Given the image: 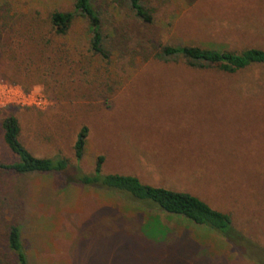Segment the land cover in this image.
<instances>
[{
  "label": "rangeland",
  "instance_id": "rangeland-1",
  "mask_svg": "<svg viewBox=\"0 0 264 264\" xmlns=\"http://www.w3.org/2000/svg\"><path fill=\"white\" fill-rule=\"evenodd\" d=\"M142 1L151 23L111 0L92 1L102 58L90 50L86 20L75 17L62 37L41 22L72 11L74 0H0V122L14 116L19 141L37 158L61 156L92 174L102 156L104 175L188 191L229 214L240 241L149 216L59 173H0V263L14 264L6 244L14 225L29 264H264V66L228 74L155 58L166 45L264 50V0ZM16 160L0 129V163ZM157 216L165 234L145 237L144 223Z\"/></svg>",
  "mask_w": 264,
  "mask_h": 264
},
{
  "label": "trees",
  "instance_id": "trees-1",
  "mask_svg": "<svg viewBox=\"0 0 264 264\" xmlns=\"http://www.w3.org/2000/svg\"><path fill=\"white\" fill-rule=\"evenodd\" d=\"M92 1L74 0L72 11L51 12L43 20L44 22H41L46 24L52 35L62 37L69 31L75 17L86 20L87 32L90 35V50L102 58H107L103 45L101 19ZM111 3L126 8L134 18L143 23L152 22V13L142 0H111ZM38 16L39 14L31 15L30 20H36ZM1 34L2 24H0V36ZM155 58L162 62L181 59L192 68H217L228 74L236 73L255 64L264 66V50L259 48H248L236 52L210 46L166 45L162 46L160 51L155 54ZM7 60L10 62L12 59L7 57ZM0 129L3 142L17 159L11 163H0V173L14 175L59 173L67 183L91 186L122 195L130 201L140 204L149 216H152L151 212H154L153 215L160 212L187 221L194 226L204 227L219 234L232 244L238 243L241 239V234L233 227L229 214L213 209L188 191L152 186L132 175H104L101 172L102 156L97 158L92 174H83L78 167L72 166L64 157L37 158L33 156L19 141L20 127L14 116L3 118L0 122ZM87 136L88 129L82 127L73 145L74 157L77 162L82 159L84 154ZM153 230L156 232L151 233ZM141 232L147 238H154L153 236L156 234H165L164 226L160 223L158 216L149 218L144 223ZM20 238L19 228L14 225L9 226L6 244L14 258V264H29Z\"/></svg>",
  "mask_w": 264,
  "mask_h": 264
},
{
  "label": "crops",
  "instance_id": "crops-1",
  "mask_svg": "<svg viewBox=\"0 0 264 264\" xmlns=\"http://www.w3.org/2000/svg\"><path fill=\"white\" fill-rule=\"evenodd\" d=\"M152 168H153V169H155V167H154V166H153Z\"/></svg>",
  "mask_w": 264,
  "mask_h": 264
}]
</instances>
